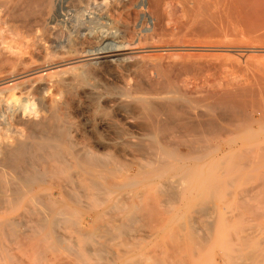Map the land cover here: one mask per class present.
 <instances>
[{
  "label": "bare ground",
  "instance_id": "1",
  "mask_svg": "<svg viewBox=\"0 0 264 264\" xmlns=\"http://www.w3.org/2000/svg\"><path fill=\"white\" fill-rule=\"evenodd\" d=\"M69 1L76 6L95 2L107 35L122 44L116 84L106 94L93 90L98 94L89 99L90 109L98 122L89 117L83 130L71 123L66 116L73 98L69 85L83 79V67L90 61L86 54L100 51L105 37L89 42L88 35L81 38L77 31L56 49L60 0H0V212L8 211L0 218V236L20 238L21 232L28 250L45 264L54 248L68 242L60 229L72 227L83 240L97 237L91 251L83 243L80 252L75 251L76 264H88L86 254L101 255L109 233L100 227L98 208L136 209L130 218L119 220L118 228L127 230L126 223L142 212L124 191L141 182L159 181L157 192L165 206L196 205L217 191L219 183L229 192L228 183L242 177L252 180L238 193L261 195L264 76L259 70L264 66H248L259 62L250 58L238 72L233 69L234 75H225L214 69L217 59L213 68L200 63L213 57L214 50L242 58L264 54V43L257 45L264 40V0ZM181 8L190 14V19L184 15L189 21L180 20ZM184 30L187 34L181 37ZM210 33L212 41L201 38ZM230 37L231 46L214 41ZM186 74L203 75L204 81L193 85L196 78L189 86L182 80ZM83 199L90 213L77 217L70 203L82 206ZM21 209L26 215L19 214ZM86 214L94 216L92 224L83 218ZM187 219L192 223L191 216ZM231 261L236 264L235 258Z\"/></svg>",
  "mask_w": 264,
  "mask_h": 264
},
{
  "label": "rangeland",
  "instance_id": "2",
  "mask_svg": "<svg viewBox=\"0 0 264 264\" xmlns=\"http://www.w3.org/2000/svg\"><path fill=\"white\" fill-rule=\"evenodd\" d=\"M222 1L220 0V4ZM69 2L71 3V1L69 0L68 1L60 0L59 2L60 5L58 4V10H59L58 18L56 19L57 22H55L56 23L55 28L57 29L55 30L57 31V35L54 39L55 41L54 47L56 49L62 45L63 46L66 45L68 42L69 34L74 35L77 31L80 32V35L82 36L81 38H84L85 35H88L89 40L86 38V41L88 40L89 42L95 41L94 40L95 36L105 37L104 38L105 42L100 47L101 49L100 51L94 49V50H90V52L86 54L87 56L86 60H90V61L87 62V66L83 67V70H85L86 75L81 78H83L84 80L81 79L82 80L81 81L80 79L79 80L76 79L77 81L74 80L75 82L72 81L73 83L71 82L69 85V87H71L69 89L71 90V94L73 98H72V107L69 108V110L67 111L68 114L66 113L67 119L74 125L78 126L80 129L84 127L85 125L84 127L85 129L89 121L92 122V121L97 120L96 122H98V118H99L98 116H97L98 118H93L94 115H93L92 109H90V104L92 103L90 101L92 99L91 97L96 96L98 93L106 94L111 89V87L114 85V82L116 84L115 65L119 64L120 61L123 59L121 56L123 54L122 53L123 47H122V44L119 43L118 40L112 38L111 35H107L108 32L106 33L107 29L105 28L106 21L104 18H102L101 12L99 11V9H97L95 2L82 3L81 5H77V6L75 4L74 6L73 3H71L72 5L68 4ZM216 4H219V0H217ZM217 8H220V6H218ZM178 15L179 17L182 16L180 17V20L185 18L184 21L186 22L189 21V19L191 18V16H188L190 14H187V12L185 13V11L182 10V8L180 9ZM184 15H187L189 19L185 17ZM181 21L184 22L183 20ZM167 27L171 29L170 24H168ZM182 33H181L182 34L181 37L185 36L184 33L187 34V30H184V32ZM174 34L177 35L176 32H174ZM211 34L212 33L208 34V36L204 34L207 37L203 35L201 38H203V40H206V38L207 39L209 38V40H211L210 37H212V40H213L214 39L212 36L213 34L212 35ZM177 36L180 38V35H177ZM231 38L232 37L223 38L225 39V41L223 39L214 40V41H218L221 43L223 42L224 44L222 45L224 46L228 44H230L231 46L234 40V38L232 39ZM90 39L92 40L90 41ZM230 40H231V43H230ZM263 41L264 40L259 42L257 45H259L260 43H264ZM179 42H180L179 44L181 45L185 43V41L183 40ZM101 52L102 54H99ZM96 53H98V58L96 56ZM213 53H209L210 55L213 54L212 55L213 57H209L208 60H203V63H200V64H203L204 66L207 65L208 66L207 68H213V66L217 64V66L215 65L214 69L216 70V68L218 69L219 67V69H222L225 75H229L230 73H231L230 75H234V70L236 69V67H237V70L235 71L238 72L239 68H243L247 66L251 60H253L252 62H255L254 60L257 61L258 59L259 62L257 61L256 64L251 63V65L249 64L248 66L254 65V68L257 66L258 67L264 66V54L260 55L262 58L259 55H257V58H256V56L254 57L251 54H250L251 56L248 55L250 57L246 55L247 58L246 57L242 58L241 57L242 54H239V55L236 54L237 56L235 54H232L233 56H231V54H228L229 56L228 55L226 56V54L225 55L224 53L221 54L222 52H218L217 50L216 51L214 50ZM219 53L220 55H218ZM94 55L96 56V58L94 57ZM102 55L105 58H99V57H102ZM234 57L236 60H238V62H240L241 64L243 63V64L239 65V63L235 59H233ZM213 58L217 59L215 64H213L212 62L214 61ZM218 59H221V61ZM246 59L247 60L249 59V63ZM221 62H222L223 67L221 66V64H218ZM228 62L231 64H228ZM258 63L259 65H257ZM260 63H263V64H260ZM231 65H233L234 67ZM227 68H229L228 71H227ZM250 68L251 70L256 71V69H254L253 67H250ZM258 69L259 68H257V70ZM259 71L262 72V75L264 76V67L260 68ZM259 71H256V72H259ZM237 72H235V74L239 75L237 74ZM213 73L214 72L211 71L209 72V75L210 74L212 75ZM186 75H185V78L182 77V80H184L185 83H190V82L192 83L193 80L196 79L198 76V75L193 76V74H186ZM192 76L193 78H191ZM202 76L203 75L199 76L196 79V80L199 79L198 80L199 82L198 81L196 82L195 80L193 85L198 84V83L200 84L201 82H203L204 77ZM186 77L189 78V79L187 78L188 82L185 81ZM191 83L188 85L191 86ZM94 89H96V91L98 90H101V91H99L98 93L93 92ZM89 117H90V120H89ZM120 118L121 117H119V119ZM122 120L124 122L123 118ZM81 130H83V128ZM91 135L92 134H90L88 137H91ZM92 136L93 137L95 136L96 138V135L94 133ZM250 180H252V176L242 177L234 181L233 183L227 182L232 189L230 187L228 188L234 192L229 191V190H228L229 192H227V188L224 189L223 187H222V190H223L222 191L220 189L222 184L219 183L220 187L219 185H217L218 187V188L216 187L217 191L215 190L210 195L204 196V198L203 197L199 198L196 205H194L195 203L191 201L189 206H184V205L180 206L178 204L179 202L175 203V205L172 203L170 205L168 204L167 206H165L163 203L165 198L159 195V193L157 192V188L160 187L159 186L160 182L157 181L156 179L146 181V182H141L133 186L132 188L126 189L124 192L132 195V199L134 200L133 203L138 205L141 208L140 212L142 213L135 214L133 216L135 220L133 219L132 222L126 223V225H128L127 230H121L118 227L122 223V221H119V220H122L123 218L125 219L130 218L133 215V214L131 215V213H133L132 211H135L136 209L132 210L128 207H124L125 210L119 209L117 211L107 212V209L104 206H100L98 209L100 211L101 221L100 220L99 221L101 222V224L100 223L99 224H100V227L102 228V231L105 230L106 232L107 230L109 231V233L105 234L107 236V239L103 238L102 240L104 245L102 247L103 251L101 255H98L96 253H92L91 255L86 254V258L88 259V264H93V263L94 264H112V261L116 262V264H124L126 261H131V262H134L135 264H139V263L140 264H176L179 260H181V262L183 261V264H226V263L233 264L231 260H234V258H235L236 264H241L240 259L244 261L248 260V261H245L246 264H251V261L253 262V260H255V264L256 263L264 264V195H263L264 189L262 190L263 193L261 195L260 194L259 195H249V194L238 193L245 186L251 184ZM227 183L225 182V184ZM228 184L225 186L227 187ZM233 187H235V189ZM118 194H122V192H118ZM86 201L88 200L83 199L82 206H75L74 204L70 203L71 210L78 212V215H76L77 217L85 213H90L87 209V206H89V202H86ZM202 203H204L203 205L204 207L200 206ZM160 205H161V208H159ZM171 205L173 206V208H170ZM163 206H164V209H163ZM7 212H0V218L1 216H6ZM18 212L19 214L26 215L23 209L19 210ZM163 214L165 217L163 216ZM141 215L143 216V219ZM188 216L192 217L193 219L192 223L188 221L187 219ZM136 217H138L139 219ZM83 218L88 224L89 223L92 224V220L94 216L92 214L91 215L86 214L83 216ZM115 220L118 222H115ZM167 220H168V223H167ZM107 224L110 226H108ZM115 227L118 229L115 230L114 229ZM130 228H132L133 230ZM172 228H175V229H172ZM85 229L86 230L84 232H87L88 229L87 228ZM60 234L67 237L68 242L56 248L57 250L54 248L52 254L47 257L48 261L45 264H48V263L49 264L51 263L52 264H76L75 254L76 252H80L79 247L82 246V243L86 244L88 249H90L91 251L94 248L93 240L97 239V237L94 236V238L83 240L81 235H79L78 232L73 230L72 227H62L60 229ZM96 234L98 235L97 232ZM19 236L21 238L20 239L18 237L20 241L18 238H14L13 236H9V237L0 236V264H14V263L15 264L17 263L18 264H30V263L40 264L36 256H34L33 253H31V251L28 250L27 243H26L27 241H23L21 232L19 233ZM6 238L9 240H6ZM79 239L81 243L79 242ZM75 240H76V244H75ZM18 241H19V244H18ZM71 245H72V248H71ZM18 246L20 248L23 246V248L25 249L24 250L22 248L20 249ZM66 248H69L68 251H66ZM229 249L231 250L229 251ZM228 251L231 253L228 254L229 253ZM7 254H8V257H6ZM94 254L95 256H93ZM192 256H195V257H192ZM49 257H50V260H49ZM118 257L120 259H118ZM18 259L19 260L21 259V260L18 261Z\"/></svg>",
  "mask_w": 264,
  "mask_h": 264
}]
</instances>
